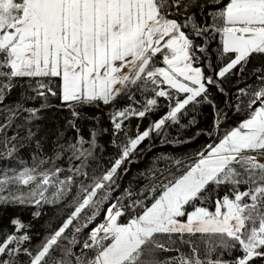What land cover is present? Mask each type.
Wrapping results in <instances>:
<instances>
[{
	"label": "snow or ice",
	"instance_id": "6c2138e0",
	"mask_svg": "<svg viewBox=\"0 0 264 264\" xmlns=\"http://www.w3.org/2000/svg\"><path fill=\"white\" fill-rule=\"evenodd\" d=\"M0 214V264H264V0H0Z\"/></svg>",
	"mask_w": 264,
	"mask_h": 264
},
{
	"label": "trees",
	"instance_id": "16d2710c",
	"mask_svg": "<svg viewBox=\"0 0 264 264\" xmlns=\"http://www.w3.org/2000/svg\"><path fill=\"white\" fill-rule=\"evenodd\" d=\"M209 115H210V114L207 112V110H205L204 113H203V121H204V122H203L202 125H201L202 127H203V126H206ZM153 118H156V117H153ZM134 123H135V121H134ZM143 124H147V121H144ZM142 127H143V125H142ZM204 142H205V141H204L203 139H201L200 142H199V144H203ZM199 144H194L193 147H199ZM173 147H175V146H167V147H166V150L171 151ZM181 150H182V151H190V149L187 148V147H182ZM145 163H146V161H145V160H142L141 163H140L139 165H137V164H133V165L131 166V173H135L139 168H142V167L144 166ZM131 173H130V175H131ZM28 211H29V210H26V211H24V212L22 213L24 219H26V220L29 218ZM9 212L11 213L12 210H9ZM50 214H51V210H50ZM6 217H7V214H0V219L5 220V222H6ZM54 226H55V225H54Z\"/></svg>",
	"mask_w": 264,
	"mask_h": 264
}]
</instances>
